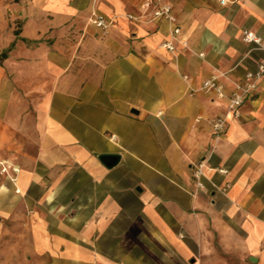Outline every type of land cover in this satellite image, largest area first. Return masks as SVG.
<instances>
[{"label":"crops","instance_id":"obj_1","mask_svg":"<svg viewBox=\"0 0 264 264\" xmlns=\"http://www.w3.org/2000/svg\"><path fill=\"white\" fill-rule=\"evenodd\" d=\"M146 1L34 0L61 33L17 63L36 98L0 105V264H264V77L220 136L203 89L257 68L264 0H165L173 51Z\"/></svg>","mask_w":264,"mask_h":264},{"label":"rangeland","instance_id":"obj_2","mask_svg":"<svg viewBox=\"0 0 264 264\" xmlns=\"http://www.w3.org/2000/svg\"><path fill=\"white\" fill-rule=\"evenodd\" d=\"M53 18L34 0H0V105L2 101L11 105L17 95L28 101L36 98L31 94L36 83L30 86L32 83L17 73V63L27 61L28 50L56 45L61 31ZM3 51L8 52L5 58H1Z\"/></svg>","mask_w":264,"mask_h":264},{"label":"built area","instance_id":"obj_3","mask_svg":"<svg viewBox=\"0 0 264 264\" xmlns=\"http://www.w3.org/2000/svg\"><path fill=\"white\" fill-rule=\"evenodd\" d=\"M229 1L230 0H220V3L222 5H225ZM145 5L153 7L149 17L150 19H166L174 24L172 28V37L166 40L163 43V46L171 51L175 50L176 41L182 34V28L177 23V16L174 13L172 4L165 0H147L145 2ZM130 16L134 17V15ZM90 22L98 28L107 30L112 24L113 20L108 19L104 14L94 9L90 16ZM243 40L247 43H256L258 48L264 51V43L262 41V38L259 37L254 31H244ZM182 42L184 46H187L186 41ZM263 77L264 57L258 63L257 68L255 70L248 71L243 79L235 80L233 82L234 87L229 95H225L223 85L218 81V76H213L205 81L203 89L207 91H214L219 98L226 97L228 102L226 114L220 115L212 122L214 133L216 135L220 136L224 133L228 122L229 114H232L236 117H239L241 115V108L244 101L246 100V98L254 96V92L256 91L259 82L260 80H262ZM202 167L203 163H200L197 169L195 170V176L198 179H200V177L204 175ZM2 170L3 172H7L6 167H4ZM221 171L224 172L226 170L221 169ZM199 185H202V183L199 182Z\"/></svg>","mask_w":264,"mask_h":264},{"label":"water","instance_id":"obj_4","mask_svg":"<svg viewBox=\"0 0 264 264\" xmlns=\"http://www.w3.org/2000/svg\"><path fill=\"white\" fill-rule=\"evenodd\" d=\"M100 159L106 166L113 167L119 162L120 155H118V154H103L100 156Z\"/></svg>","mask_w":264,"mask_h":264},{"label":"trees","instance_id":"obj_5","mask_svg":"<svg viewBox=\"0 0 264 264\" xmlns=\"http://www.w3.org/2000/svg\"><path fill=\"white\" fill-rule=\"evenodd\" d=\"M8 56V52L7 51H3L2 53H1V58H5V57H7Z\"/></svg>","mask_w":264,"mask_h":264}]
</instances>
